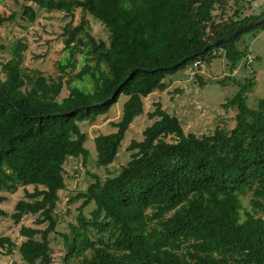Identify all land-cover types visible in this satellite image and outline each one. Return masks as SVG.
<instances>
[{
    "label": "trees",
    "instance_id": "16d2710c",
    "mask_svg": "<svg viewBox=\"0 0 264 264\" xmlns=\"http://www.w3.org/2000/svg\"><path fill=\"white\" fill-rule=\"evenodd\" d=\"M256 1L31 0L25 5L23 17L31 22L35 6L67 15L80 9L99 19L109 35L107 41L96 37L85 15L66 30L69 54L60 70L74 68L81 54L77 77L89 76L94 87L70 85L63 98L62 77L47 78L25 65L28 45L22 40L0 60V190H12L17 182L25 188L13 212L1 206L7 197L0 193V216L21 224L25 238L17 245L0 234V254L17 249L27 264H54L52 243L62 241L60 264H264V98L256 109L247 106L253 79L235 80L239 90L223 104L237 107L230 130L187 133L161 102L149 112L144 102L167 89L166 78L180 71L190 69L202 80V65L220 55L231 72L236 70L248 55L240 40L247 33L256 36L264 22L203 51L264 17V11L244 14ZM13 17L1 15L0 26ZM121 95L127 100L118 120L110 121L115 131L94 138L98 167L117 159L138 116L147 114L154 122L127 146L131 158L118 173L91 174L94 181L86 189L69 195L68 204L80 203L75 220L62 230L58 202L66 188L65 163L82 157L86 165L90 156L81 124L107 115ZM26 215L36 216V226L22 223Z\"/></svg>",
    "mask_w": 264,
    "mask_h": 264
},
{
    "label": "rangeland",
    "instance_id": "374dc122",
    "mask_svg": "<svg viewBox=\"0 0 264 264\" xmlns=\"http://www.w3.org/2000/svg\"><path fill=\"white\" fill-rule=\"evenodd\" d=\"M30 4H32L31 0H0V16L14 15L12 20L0 26V60H7L11 56L9 50L12 44L17 40H22L28 45L25 50V65L30 70L37 69L47 78L56 80L63 78L64 88L59 98L68 94L70 85H79L91 91L94 87L92 79L87 76L84 80H79L77 77V73L84 64L81 54L77 55L76 66L68 69L66 73L60 70L59 62L64 61L69 54L64 42L66 30L77 25L84 15L89 19L95 36L107 41L109 33L105 25L99 19L80 9H77L74 15H67L65 12L39 8L35 4L33 6L37 11V17L31 22L23 17L24 6ZM263 11L264 0H257L251 8L244 11V14L258 15ZM240 47L246 49L248 55L238 61L236 70L231 72L226 58L220 55L210 65H202L199 73L205 84H202L199 78H195L194 72H190V69L169 76L166 78V82L170 83L167 89L156 91L144 98L145 112L153 111L156 102H161L168 112L182 121L187 133L207 134L217 127L227 130L234 128L237 107L225 109L223 104L238 92L239 86L235 80L244 83L253 79L252 87L245 93L246 104L249 108L256 109L260 100L264 98V30L259 31L256 36L253 33L245 34L240 40ZM126 100L127 97L121 95L107 115L99 116L92 123L86 121L81 124L82 129L87 133L85 145L90 150V156L86 165L82 157H71L65 163L66 188L59 191L60 200L58 202V213L64 220L62 230L66 228L68 222L75 220L76 207L80 203L68 204L69 195L86 189L94 181L91 174L104 178L118 173L120 167L131 158L127 146L133 139H142L144 128L154 122V119H149L147 114L138 116L122 142L117 159L109 167H98L94 138L101 133L115 131L110 121L118 120ZM26 188L33 190L32 186ZM0 193L7 197L1 206L13 212L17 201L25 196V188L22 183L17 182L14 189L0 190ZM92 208L93 206L88 207L86 213H89ZM67 209H71L70 215L66 213ZM35 218L36 216L26 215L22 223L36 226ZM20 226L21 224L15 223L11 218L0 216V234L10 236L17 245L25 239L20 235ZM51 254L54 264L62 262L65 255L62 241L52 243ZM0 264L27 263L21 259L16 249L11 255L0 254Z\"/></svg>",
    "mask_w": 264,
    "mask_h": 264
},
{
    "label": "water",
    "instance_id": "95a60500",
    "mask_svg": "<svg viewBox=\"0 0 264 264\" xmlns=\"http://www.w3.org/2000/svg\"><path fill=\"white\" fill-rule=\"evenodd\" d=\"M261 22H264V17L259 18V19H257V20H253V21H251L250 23H248V24H246V25H244V26L238 28V29H237L236 31H234L233 33H231V34H229V35H227V36H224L223 38L219 39L217 42L208 45V46L204 49L203 52L207 51L210 47L217 46V45H219V44H221V43H223V42H225V41L231 39L232 37H234V36L237 35L238 33L242 32L243 30L247 29L248 27L254 26V25H256V24H258V23H261Z\"/></svg>",
    "mask_w": 264,
    "mask_h": 264
},
{
    "label": "built area",
    "instance_id": "2783aa9c",
    "mask_svg": "<svg viewBox=\"0 0 264 264\" xmlns=\"http://www.w3.org/2000/svg\"><path fill=\"white\" fill-rule=\"evenodd\" d=\"M198 63H199V62H197V63L195 64V66L198 65Z\"/></svg>",
    "mask_w": 264,
    "mask_h": 264
}]
</instances>
